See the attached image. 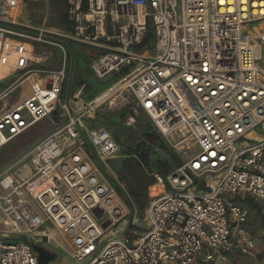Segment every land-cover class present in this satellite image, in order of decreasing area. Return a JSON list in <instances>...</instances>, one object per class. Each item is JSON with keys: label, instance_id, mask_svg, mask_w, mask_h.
I'll return each instance as SVG.
<instances>
[{"label": "built area", "instance_id": "built-area-1", "mask_svg": "<svg viewBox=\"0 0 264 264\" xmlns=\"http://www.w3.org/2000/svg\"><path fill=\"white\" fill-rule=\"evenodd\" d=\"M21 2L0 0V80L20 74L15 84H28L0 111V148L54 112L60 124L0 172V264H39L29 239L49 242L46 222L86 264H224L234 249L253 248L248 209L233 196L247 193L264 214V0H65L67 33L24 27ZM146 31L148 55L132 49ZM53 38L103 48L92 64L99 76L119 70L124 54L141 65L125 82L134 112L187 155L155 175L142 216L106 172L120 151L111 130L84 121L104 98L87 103L80 85L79 105L63 99L67 53ZM38 43L62 50L58 68L37 65ZM120 223L122 236L101 244Z\"/></svg>", "mask_w": 264, "mask_h": 264}, {"label": "rangeland", "instance_id": "rangeland-1", "mask_svg": "<svg viewBox=\"0 0 264 264\" xmlns=\"http://www.w3.org/2000/svg\"><path fill=\"white\" fill-rule=\"evenodd\" d=\"M64 9V0H22L20 5V10L18 12L17 20L22 23L26 28L31 29V27L43 26L59 32H70L65 26V21L63 18ZM8 27L11 25L8 24ZM16 27H20L21 24H16ZM111 32V31H110ZM151 31H146L142 39ZM54 41L60 42L67 53L66 56V69L67 75L63 87V99L68 100L72 106H75V101L73 102L72 94L80 85H84L85 90L83 98L87 103L104 98L102 102L103 110H100L102 113H121L123 110H126L127 113L122 119L121 123H108L101 121L98 114L92 118V126L104 125L111 130V132H116L121 140L131 147H135L138 142L142 140L141 129L143 125L149 123L160 135L161 140L165 143L167 150L161 149L160 147H150L149 148V158L150 160L156 162L161 161L162 159L167 161H172V155H175L180 163L187 158V155L181 151L180 146L176 145L175 141L169 143L162 134L158 131L157 127L149 116L143 112L138 111L134 112L133 107L135 106V96L133 92L126 90L125 82L132 77L135 70H138L141 65L136 62L129 63V55L124 54V61L122 67L119 70L113 71L111 73L105 74L104 76L97 75L93 68L92 64L94 61L103 54V48H93L90 45L86 44H76V47H80V50H77L75 54H72L69 49V40H57ZM151 44V45H150ZM145 53L148 55L153 51V42L147 44L144 47ZM135 51V50H133ZM90 52L93 55L88 61H86L80 54H88ZM89 54V55H90ZM34 57L38 59L37 65L43 68L56 69L60 66L63 61V52L62 50L53 44L38 43L35 46ZM20 74L12 75L3 80L0 83V91L5 88L8 84H12L13 88L7 92L6 95H0V111L5 107L10 106L15 101L19 100L28 92V84L26 82L21 83L18 86V83L15 84L16 80L19 78ZM78 81H82L81 84H78ZM89 87V90L87 88ZM123 96L126 100V106H121L120 103L114 104L113 99L115 96ZM72 102V103H71ZM133 114V119L131 118ZM86 124L90 125V120L84 117ZM60 124V118L58 115H51L40 120L35 125L31 126L21 135L13 138L7 144L0 148V172L6 167L13 164L17 159L26 154L28 150L39 140L49 134L55 126ZM255 131L260 134L261 130L259 127ZM135 159L128 156L124 153V150L121 149L116 155L111 157L108 162L107 174L109 178H112L116 181L120 179V172L126 171L127 165L135 167L134 175L138 174L144 177H151L153 175V169L145 168V166L137 165ZM26 164H30V160L24 159ZM97 162V161H96ZM179 163V164H180ZM15 164V163H14ZM176 164V163H175ZM174 164V169L179 165ZM19 166V165H18ZM20 167V166H19ZM173 169V170H174ZM126 177L131 181L130 183L135 184V178H132V174L126 171ZM147 179V178H146ZM142 182V186H143ZM121 187L128 189L126 184H121ZM156 188V186H155ZM149 187L146 188L147 197H149ZM133 207L131 212L134 213L137 211L138 215L142 216L144 211H140L137 207V204H132ZM122 223L114 226L112 228L113 235L107 234L102 238V244L111 236L113 238H119L123 234ZM264 264V262H260Z\"/></svg>", "mask_w": 264, "mask_h": 264}, {"label": "trees", "instance_id": "trees-1", "mask_svg": "<svg viewBox=\"0 0 264 264\" xmlns=\"http://www.w3.org/2000/svg\"><path fill=\"white\" fill-rule=\"evenodd\" d=\"M64 9H65V0H64ZM63 18L65 21V26L66 24V18H65V12L63 14ZM12 28L19 29L20 27L12 26ZM152 37L151 33H148L141 41L139 45H135L132 47V49L136 51H141L147 44L151 43ZM76 44L74 42H70L69 44V49L72 54H75L77 50H82L79 49L80 47H76ZM151 45V44H150ZM88 54H80L81 57H83L86 61H88L93 55ZM82 81H78V84H81ZM89 90V87L87 88ZM127 111L123 110L121 113H102L99 111V118L101 121L108 122V123H121L122 119H124ZM98 114V113H97ZM52 115H56L54 112ZM90 120V125L92 126L93 121L92 119ZM38 123V122H37ZM141 135H142V140L136 144L135 147H131L130 145H126L123 140H121L116 132H112L114 139L117 141L121 149L124 150V153L127 154L128 156L134 158L136 161L135 163L137 165H143L145 168L153 169V175L151 177H144L142 175L137 176L138 174L134 175L135 167H132L131 165H127L128 173L132 174V178H135V184L130 183V179L126 177V171H121L120 172V179L119 181H116L112 178H109L111 183L115 186L117 189L119 195L122 197V199L126 202V204L129 207H133V203L137 204V207L139 208L140 211H144L146 206L149 203V197H147L146 194V188L151 186L154 181H155V175H159L162 177H166L173 169H174V164L178 165L180 163V160L175 156L172 155V161H167V160H161V161H152L149 158V148L150 147H160L161 149L167 150V147L165 143L161 140V135L149 124L143 125V128L141 129ZM88 150L89 145H88ZM98 162V161H97ZM147 178V179H146ZM143 182V186H142ZM126 184L128 186V189H124L121 187V184Z\"/></svg>", "mask_w": 264, "mask_h": 264}, {"label": "crops", "instance_id": "crops-1", "mask_svg": "<svg viewBox=\"0 0 264 264\" xmlns=\"http://www.w3.org/2000/svg\"><path fill=\"white\" fill-rule=\"evenodd\" d=\"M3 80H0V83L3 82ZM12 88V84H8L0 91V94L7 89V92H9ZM233 198L236 202L245 205L248 209L245 227L252 236L254 246L246 251L234 249L229 256L228 262L224 264H260V262H264V214L261 212L259 201L253 199L245 192H241L233 196ZM41 230L50 237L49 242H47L46 236H44L43 233L29 240L32 245L39 246L46 250L47 253L43 256V264L87 263L88 259L78 262L70 257L69 252L71 250V245L49 222L42 225ZM36 254L38 257L37 252Z\"/></svg>", "mask_w": 264, "mask_h": 264}, {"label": "water", "instance_id": "water-1", "mask_svg": "<svg viewBox=\"0 0 264 264\" xmlns=\"http://www.w3.org/2000/svg\"><path fill=\"white\" fill-rule=\"evenodd\" d=\"M34 250L38 253V263L43 264V256L47 253L45 249L33 245Z\"/></svg>", "mask_w": 264, "mask_h": 264}, {"label": "bare ground", "instance_id": "bare-ground-1", "mask_svg": "<svg viewBox=\"0 0 264 264\" xmlns=\"http://www.w3.org/2000/svg\"><path fill=\"white\" fill-rule=\"evenodd\" d=\"M7 73H8V70H7L6 67H0V79L3 78ZM107 234H112L113 235V231H109L104 236H106Z\"/></svg>", "mask_w": 264, "mask_h": 264}]
</instances>
